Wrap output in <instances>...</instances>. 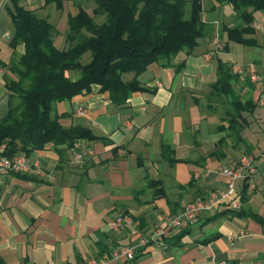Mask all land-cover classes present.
Masks as SVG:
<instances>
[{"label": "crops", "instance_id": "obj_1", "mask_svg": "<svg viewBox=\"0 0 264 264\" xmlns=\"http://www.w3.org/2000/svg\"><path fill=\"white\" fill-rule=\"evenodd\" d=\"M17 2L54 27L53 44L59 51L67 49L68 17L79 9L91 15L95 9L92 2L80 0L64 2L61 11L45 0ZM201 4L204 38L191 52L178 54L172 67L157 63L140 75L146 92L119 108L98 88L56 105V113L65 115L59 120L63 127L83 126L109 143L79 141L84 155L79 164L65 145L32 153L29 160L37 161L50 178L32 173L0 178V264H77L110 258L123 246L132 247L137 257L129 264H264V225L232 216L225 204L199 215L180 239L177 230L151 239L187 203L223 191L226 177L220 169L236 165L243 156L258 157L259 174L253 189L236 184L239 199L246 188L241 209L264 218V161L259 158L264 153V15L254 14V34L247 39L255 44L244 47L228 43L223 31L241 25L232 9L214 0ZM11 11L12 0H0V64L7 67L14 54L23 53L21 46L9 48ZM216 60L231 71L239 66L246 72L234 89L242 104L251 101L254 109L241 113L239 137L226 129L230 108L217 110L208 102L217 80ZM177 66H182L179 72ZM250 73L260 82L251 83ZM126 76L125 82L134 77ZM75 107L86 114L76 115ZM164 145L172 150L174 164L163 155ZM118 215L135 221L136 237L125 228L112 229ZM241 229L245 236L230 243L228 237ZM116 264L128 263L121 259Z\"/></svg>", "mask_w": 264, "mask_h": 264}, {"label": "trees", "instance_id": "obj_2", "mask_svg": "<svg viewBox=\"0 0 264 264\" xmlns=\"http://www.w3.org/2000/svg\"><path fill=\"white\" fill-rule=\"evenodd\" d=\"M67 1L75 0H45V5L53 4L61 11ZM80 1L92 2L95 9L92 15L79 9L75 17H68L67 49L59 51L53 44L54 27L12 0L13 32L9 48L15 50L21 46L23 53L19 57L14 54L8 67L0 64L4 75L5 72L13 75V79L4 83L7 111L0 115V157L18 154L29 157L34 152L63 145L71 149L81 140L108 144L109 141L83 126L63 127L59 120L65 115L56 113V105L89 96L98 88L99 94L108 95L112 105L122 107L131 96L147 91L137 78L151 65L172 67L178 54L194 50L205 35L201 0ZM214 1L229 6L241 22L239 27L223 29L227 42L254 46L247 37L254 34V14L264 15V0ZM99 17L103 21L96 23ZM85 55L89 56L88 62L82 64ZM181 69L182 66L175 67L176 72ZM70 73H76L78 78L70 80L67 77ZM129 74L133 79L125 82L123 77ZM216 77L210 96L225 99L233 112L228 115L226 129L239 137L240 123L244 121L241 113H252L254 106L251 101L242 104L234 89L239 76L233 75L229 66L219 60H216ZM162 153L168 154L170 164L177 162L170 157L169 147L164 145ZM245 190L240 198L242 203H245ZM230 212L234 217L264 225V218L250 211ZM186 231H179L177 238H182ZM136 259L134 255L132 262Z\"/></svg>", "mask_w": 264, "mask_h": 264}, {"label": "built area", "instance_id": "obj_3", "mask_svg": "<svg viewBox=\"0 0 264 264\" xmlns=\"http://www.w3.org/2000/svg\"><path fill=\"white\" fill-rule=\"evenodd\" d=\"M246 73L242 67L235 66L232 68V74L239 76ZM4 70H0V77H3ZM249 80L253 84L260 82V78L254 74H249ZM74 113L78 116H84L86 110L82 107H75ZM73 161L75 163H82L83 153L77 143H75L70 149ZM256 156H243L239 159L238 163L231 167H222L220 169L222 175L226 177V183L223 191L217 192L203 199L191 201L187 203L183 211L177 215L168 217L161 228L156 230L151 239L157 241L161 240L169 231H185L194 224L199 215L202 213L214 212L217 207L225 204L230 210H241V202L236 192V184L244 183L251 189L254 188L253 179L259 174L256 167ZM264 161V153L259 156ZM25 173H32L37 178H50V175L46 174L39 166L37 161H30L28 157L23 154L15 155L11 158L0 157V178L6 174L21 175ZM111 227L113 230H120L125 228L128 230L131 237L138 235V230L135 221L127 215L116 216ZM246 232L241 229L237 232V235L228 237L230 243H233L234 237H243ZM124 259L125 263H131L134 259V250L130 246H123L114 251L110 258L98 257L87 259L77 264H116L119 260Z\"/></svg>", "mask_w": 264, "mask_h": 264}, {"label": "rangeland", "instance_id": "obj_4", "mask_svg": "<svg viewBox=\"0 0 264 264\" xmlns=\"http://www.w3.org/2000/svg\"><path fill=\"white\" fill-rule=\"evenodd\" d=\"M185 13H186V18H187L188 17V6H186ZM95 21H96V23H101L103 21V18L99 17ZM88 58H89V56L85 55L82 58V61H81L82 64H86L88 62ZM0 70H2V69H0ZM67 77H69L70 80L75 81L78 78V75L76 73H70V74H67ZM123 78L126 79L127 76H124ZM11 79H13V75L8 73V72H5V75L3 77H0V82H2V84H4L6 80H11ZM208 102L212 105H215V108L217 110H221V108H222V110L223 109L226 110V107H228V105L225 102V99H223V98H212L211 97ZM6 103H7V98L5 95L4 88L0 87V115H4L6 113V111H7V104Z\"/></svg>", "mask_w": 264, "mask_h": 264}]
</instances>
